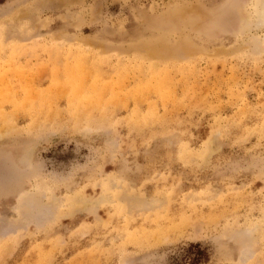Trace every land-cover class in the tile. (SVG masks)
Instances as JSON below:
<instances>
[{
    "label": "rangeland",
    "instance_id": "rangeland-1",
    "mask_svg": "<svg viewBox=\"0 0 264 264\" xmlns=\"http://www.w3.org/2000/svg\"><path fill=\"white\" fill-rule=\"evenodd\" d=\"M264 0H0V264H264Z\"/></svg>",
    "mask_w": 264,
    "mask_h": 264
},
{
    "label": "trees",
    "instance_id": "trees-1",
    "mask_svg": "<svg viewBox=\"0 0 264 264\" xmlns=\"http://www.w3.org/2000/svg\"><path fill=\"white\" fill-rule=\"evenodd\" d=\"M199 247H200L199 243H192L190 245L191 249L192 248H199ZM190 248H188L189 250L187 251V255H186L187 259H189V261H187V262H189V264H198L199 261L201 260L202 255L204 254L203 253L204 250L199 249L200 252H197L196 256H192V255H190ZM184 264H188V263H184Z\"/></svg>",
    "mask_w": 264,
    "mask_h": 264
},
{
    "label": "bare ground",
    "instance_id": "bare-ground-1",
    "mask_svg": "<svg viewBox=\"0 0 264 264\" xmlns=\"http://www.w3.org/2000/svg\"><path fill=\"white\" fill-rule=\"evenodd\" d=\"M263 17H264V8H263Z\"/></svg>",
    "mask_w": 264,
    "mask_h": 264
}]
</instances>
